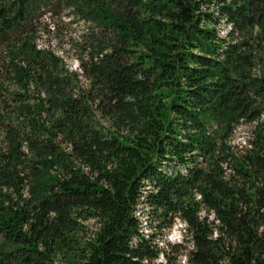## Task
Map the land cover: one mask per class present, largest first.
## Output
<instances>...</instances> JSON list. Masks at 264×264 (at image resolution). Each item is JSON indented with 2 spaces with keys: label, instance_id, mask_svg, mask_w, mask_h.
Listing matches in <instances>:
<instances>
[{
  "label": "trees",
  "instance_id": "obj_1",
  "mask_svg": "<svg viewBox=\"0 0 264 264\" xmlns=\"http://www.w3.org/2000/svg\"><path fill=\"white\" fill-rule=\"evenodd\" d=\"M174 218L186 264H264V0H0V264H167Z\"/></svg>",
  "mask_w": 264,
  "mask_h": 264
},
{
  "label": "rangeland",
  "instance_id": "obj_2",
  "mask_svg": "<svg viewBox=\"0 0 264 264\" xmlns=\"http://www.w3.org/2000/svg\"><path fill=\"white\" fill-rule=\"evenodd\" d=\"M42 26L39 32L38 43L50 46L59 55L63 57L64 63L70 70L80 72L76 56L80 51L81 35L85 31L84 25L81 22L63 18H53ZM219 31L223 34L227 26L221 23ZM83 81V80H82ZM84 82V81H83ZM86 84V83H85ZM106 125L107 123L104 122ZM255 122H241L233 130L229 137V145L236 153H244L248 147L249 142L253 138V131ZM143 223V231L145 234L150 232V221L147 219V209L141 208L137 213ZM203 215L206 214L204 210ZM213 218V215H209ZM88 231L95 227L94 220L86 222ZM157 244L162 248L164 254H160L156 262H165L167 264H186V253L191 248L188 231L185 223L179 218H174L171 226L159 233L156 236ZM60 264H67L61 262Z\"/></svg>",
  "mask_w": 264,
  "mask_h": 264
}]
</instances>
